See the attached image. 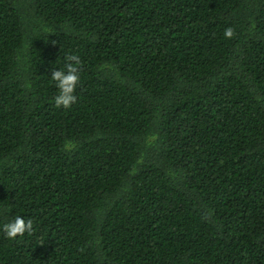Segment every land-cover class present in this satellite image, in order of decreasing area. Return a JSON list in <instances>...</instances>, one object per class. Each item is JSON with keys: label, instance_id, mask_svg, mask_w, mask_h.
Instances as JSON below:
<instances>
[{"label": "trees", "instance_id": "obj_1", "mask_svg": "<svg viewBox=\"0 0 264 264\" xmlns=\"http://www.w3.org/2000/svg\"><path fill=\"white\" fill-rule=\"evenodd\" d=\"M0 264H264V0H0Z\"/></svg>", "mask_w": 264, "mask_h": 264}, {"label": "clouds", "instance_id": "obj_2", "mask_svg": "<svg viewBox=\"0 0 264 264\" xmlns=\"http://www.w3.org/2000/svg\"><path fill=\"white\" fill-rule=\"evenodd\" d=\"M233 35L232 28L225 29L224 37L226 39L232 38ZM66 61L65 66L58 68V70H53L50 77L57 89V94L54 97V104L57 108H70L77 102L75 92L80 82V60L79 57L70 55L66 58ZM32 229V220L25 219L19 215L14 216L2 225L3 234L9 240L22 236L26 232H31Z\"/></svg>", "mask_w": 264, "mask_h": 264}]
</instances>
